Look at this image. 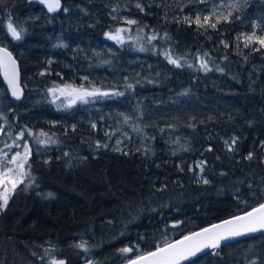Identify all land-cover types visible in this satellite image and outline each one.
I'll use <instances>...</instances> for the list:
<instances>
[{"label":"trees","instance_id":"16d2710c","mask_svg":"<svg viewBox=\"0 0 264 264\" xmlns=\"http://www.w3.org/2000/svg\"><path fill=\"white\" fill-rule=\"evenodd\" d=\"M231 3L60 0L48 14L32 0H0V45L17 60L24 89L13 102L0 78V149L27 146L30 165L0 210V264H123L264 203V46L246 39L264 37V0L238 9ZM213 8L232 15L212 28L217 17L208 24L203 17ZM197 14L203 27L185 20ZM9 22L24 30L19 40ZM120 29L119 39L109 38ZM132 59L142 71L149 60L159 78L146 75L143 85H118L110 94L105 76L117 77ZM63 88L95 95L69 106L54 96ZM175 97L200 115L146 128L152 137L114 118L95 128L83 122L99 112L86 108L91 100L102 110L113 103L124 109L126 100L144 111L168 109ZM169 132L179 145L169 144ZM261 235L187 264H264L227 255Z\"/></svg>","mask_w":264,"mask_h":264},{"label":"snow or ice","instance_id":"6c2138e0","mask_svg":"<svg viewBox=\"0 0 264 264\" xmlns=\"http://www.w3.org/2000/svg\"><path fill=\"white\" fill-rule=\"evenodd\" d=\"M41 2H47L49 11H54L60 6V0H41ZM201 2H204V0H201ZM136 6L138 8L141 7L139 4ZM239 6V0L227 5L229 9H238ZM220 7L223 8L224 5L221 4ZM141 10L143 9L141 8ZM65 11H67V9H65ZM113 11H115V9ZM231 15V11H227L226 13L220 11L218 13L217 9L213 8L210 15L203 17V21L204 24H208L210 18L216 16V23L210 24V27L216 28V24L219 23L221 19L228 21ZM185 20L190 24L192 22L196 23L198 27L204 26L201 24V16L199 14L196 15L194 21L188 17H185ZM126 22L128 24L136 23L135 20H127ZM8 30L12 37L17 40L21 38V32L24 31L23 29L18 31L17 27H14L11 22L8 23ZM120 31L123 30H117L116 36L109 38L119 39ZM254 38L261 46H264V37H256L255 32H253L251 36L246 37L247 40H253ZM245 46L247 47L248 45L246 44ZM169 62L175 64L177 67L181 66L174 59L170 58ZM189 67H191V65H189ZM201 67L208 70L206 63L202 62ZM0 71H3L4 77L8 81L9 87L12 89V95L19 99L20 92L17 84L18 72L16 62L12 58L11 53L6 49H0ZM89 95H95V93L82 91L81 98ZM104 95L107 94L105 93ZM93 127L95 128V125H93ZM41 135L44 134L41 133ZM22 136L23 133H21V137ZM225 143L227 144L228 142L225 141ZM235 143L236 139L233 138L232 145H229V151L233 150L232 146L235 145ZM97 146L99 147L100 145L98 144ZM106 146L107 145H104V147ZM28 151L27 146H25V153L23 155L16 153L11 158H8L6 154L0 156V210H3L7 206L11 193L15 191L18 184L24 183L23 177L28 175V172L26 171V168L30 167V165H28ZM247 159H252L251 153H249ZM8 165H15V168L8 167ZM204 183H208V181L205 180ZM9 185H11V187H9ZM257 231H264V203H261L258 207H254L244 215L225 220L222 224H214L210 228H205L202 232H196L192 235L185 236L183 240L177 241L176 243H166L164 246H157L155 251L141 254L135 259L130 260L129 264H181V261L196 256L198 252L203 251L205 248H218L222 240H228L230 238L255 233ZM121 251L129 253L132 249L124 248L121 249ZM47 254L48 252L46 250L45 255ZM52 264H57V262L53 260ZM60 264H62V262H60Z\"/></svg>","mask_w":264,"mask_h":264},{"label":"rangeland","instance_id":"374dc122","mask_svg":"<svg viewBox=\"0 0 264 264\" xmlns=\"http://www.w3.org/2000/svg\"><path fill=\"white\" fill-rule=\"evenodd\" d=\"M230 1L232 3L236 2V0ZM242 1L245 0H239V3ZM127 20L129 19L126 15L120 16V21L127 23ZM148 61L145 65H142V67L145 68V71H142L141 67L137 66V64H135L134 62V59H132L130 60L129 65L124 64L123 66L118 67L116 71L117 77L114 76L111 78L109 75H106L105 78L109 80V83L107 85L110 88V94L112 93L113 95L117 92L116 90L118 85L124 86L131 82H135L138 85H143L141 79H143V77L145 78L146 75L155 77L156 79L159 78L160 73L157 66H153V64ZM112 79L119 81V84L113 82ZM152 81V79H149L148 82ZM49 93L51 92L49 91ZM66 93H68L69 96H63ZM54 96L62 97L63 103L68 104L69 106H73V104L78 100L84 99V97L81 98L82 91L77 90L70 92L66 88L59 89L54 93ZM178 99V97L173 98L172 102L168 104V109H162L158 108V106H153L147 107L144 111H137L132 105H130V102L126 100L120 102V104L124 106V109L117 106L116 103H113L108 104L105 109L102 110V107L99 103L94 100H91L90 102L86 103V108H89L90 110L96 109L99 110V112L97 114L90 112L89 116H91L92 119L88 122L83 119V122L88 123L89 125H91V127H93V125H95L96 127L95 121L105 123L106 119L114 118L119 123L129 126L135 131H139L141 135H144L145 137H152L150 133L146 132V128H151L157 123H161L164 126H177L178 123H182V121L187 118H192L194 117V115H200L196 114L197 110L195 111L194 109L188 107L186 102L177 105L176 102ZM82 102L85 101L83 100ZM198 105L199 102L195 103V107H198ZM196 109L199 110L200 107ZM124 134L127 135V133L125 132ZM169 134L171 135L169 139V144L173 146L179 145V138L174 136V133L171 134L169 132ZM18 137H20V134H18ZM16 153H20L21 155H23L25 153V147L19 144H10L0 149V156L6 154L8 158H11ZM8 167L15 168V165H8ZM9 187H11V185H9ZM227 255L236 260L247 261L258 259L261 260L262 263H264V235L255 237L254 239L248 242L238 243L234 246L228 247Z\"/></svg>","mask_w":264,"mask_h":264},{"label":"water","instance_id":"95a60500","mask_svg":"<svg viewBox=\"0 0 264 264\" xmlns=\"http://www.w3.org/2000/svg\"><path fill=\"white\" fill-rule=\"evenodd\" d=\"M32 2H34V3L38 4V5H40V6H41V7H42V8H43L48 14H54V13H56V12L58 11V9H56V10H54V11H49V9H48V7H47V2L42 3L41 0H32ZM0 49H6L9 53H11L12 58H13V59L15 60V62H16V68H17V72H18L17 84H18L19 92H20V98H19V99H17L16 97H14V96L12 95V89L9 87L8 81L5 79L3 71H0V78H1V81H2L4 87H5L6 91H7V93H8V95H9L10 99H11L13 102H20V101L23 99V96H24V89H23V87H22V85H21V77H20V71H19V65H18V62H17V60L15 59L14 55L12 54V52H11L10 50H8L6 47L0 45ZM257 207H258V206H257ZM251 210H252V209H251ZM251 210H249V211H251ZM247 212H248V211H247ZM245 213H246V212H245ZM245 213L237 214V215H235V216H233V217H230V218L224 219V220H222V221H219V222L213 223V224H211V225H208V226L205 227V228H210V227H211L212 225H214V224H222L225 220L233 219L234 217L244 215ZM205 228L200 229V230H197V231H194V232H192V233H190V234H188V235H192L193 233H196V232H202ZM261 232H264V231H257V232H255V233H249V234H246V235H243V236H238V237L230 238V239H228V240H222V241L220 242V246H219L218 248H215V249H212V248H205L203 251L198 252V253L196 254V256H194V257H189V259L181 261V264H187L189 261H191V260H193V259L199 257L200 255H202V254H204V253H207V252H209V251H211V250H217V249L221 248L222 246H224V245H226V244H228V243H230V242H234V241H237V240H240V239H244V238H247V237H249V236H252V235H255V234H257V233H261ZM188 235H186V236H188ZM184 237H185V236H184ZM184 237H181V238H179V239H177V240H174V241H172V242H170V243H176L177 241L183 240ZM154 251H155V250H154ZM134 259H135V258H134ZM129 262H130V261L125 262V263H123V264H129Z\"/></svg>","mask_w":264,"mask_h":264},{"label":"flooded vegetation","instance_id":"af4514ba","mask_svg":"<svg viewBox=\"0 0 264 264\" xmlns=\"http://www.w3.org/2000/svg\"><path fill=\"white\" fill-rule=\"evenodd\" d=\"M222 248H223V247H222ZM220 250H222V249H221V248H219V249H217V250H214V251H217V252H218V251H220Z\"/></svg>","mask_w":264,"mask_h":264}]
</instances>
